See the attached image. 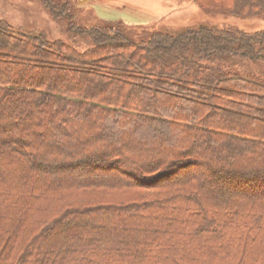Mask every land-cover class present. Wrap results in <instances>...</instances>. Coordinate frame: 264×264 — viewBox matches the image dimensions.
I'll return each instance as SVG.
<instances>
[{"label": "trees", "instance_id": "1", "mask_svg": "<svg viewBox=\"0 0 264 264\" xmlns=\"http://www.w3.org/2000/svg\"><path fill=\"white\" fill-rule=\"evenodd\" d=\"M74 30L95 39L88 67L0 20V264H264V73L221 63L264 60V32ZM118 39L143 52H96Z\"/></svg>", "mask_w": 264, "mask_h": 264}, {"label": "rangeland", "instance_id": "2", "mask_svg": "<svg viewBox=\"0 0 264 264\" xmlns=\"http://www.w3.org/2000/svg\"><path fill=\"white\" fill-rule=\"evenodd\" d=\"M49 1V3H45L43 0H0V20L8 24L13 30L25 35L27 39L31 40L33 45H52L62 57L66 55L70 57L71 62L68 60L64 61L58 56L50 58L61 59L69 65L75 64L79 67H88L89 62L96 56L92 52L94 49L96 50V42L90 34L74 30L76 23L83 30L97 24L109 26L110 29L117 28L140 43L142 41H151L153 38L159 39L166 34L176 35L187 30L196 31L202 25L221 28V30L225 31L231 30L232 38L239 39L242 37L240 32L250 34V36L251 34L264 32V15L253 17L229 14L224 9L217 8L216 3L213 5V2L208 0ZM203 4L209 8L203 7ZM229 5L236 8V0H230ZM51 6L58 8V12L55 13ZM234 30L240 32H234ZM244 34L243 36H246ZM222 38L227 42L225 37L222 36ZM58 41L62 44H56ZM116 42V44L111 43L109 46L102 45L101 51L96 52L105 57L112 51L119 50L116 52L117 54L112 55L114 60H117L115 63L125 62L123 60L126 58V62H131L130 59L135 60L143 52L140 48H127L128 44L125 47V43L119 39ZM118 43L119 45L116 47ZM234 43H237V41H234ZM192 45V42L183 44V46L178 44V47H171L170 50L162 49L158 54L163 57L171 54L172 57L177 52L174 50L180 48L187 49V52H192L195 50ZM260 46L256 44V50H259ZM123 47H125L126 51H124ZM129 51L136 53H123ZM120 56L123 58H120ZM221 63L225 64L223 65L225 68L229 69V67H232L243 78L252 77L253 79L256 76L251 75H262L264 73V60L251 61L247 58L246 60L228 58L226 63L225 60L221 61ZM149 69H145L144 72L137 69L135 73L149 79L153 77L155 80L157 79L156 83H158L162 92L167 90L170 92L173 91L172 89L179 91V87L175 84L170 87L172 85L169 84V86L162 83L158 73H152L156 70L150 72ZM126 73L130 74V72ZM145 84L150 86L151 82Z\"/></svg>", "mask_w": 264, "mask_h": 264}]
</instances>
